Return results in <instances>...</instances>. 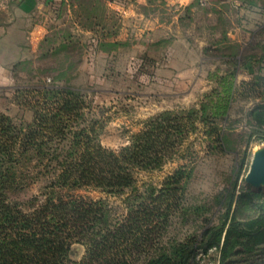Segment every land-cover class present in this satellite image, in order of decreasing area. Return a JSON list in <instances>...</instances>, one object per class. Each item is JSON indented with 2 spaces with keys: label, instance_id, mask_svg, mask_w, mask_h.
<instances>
[{
  "label": "trees",
  "instance_id": "1",
  "mask_svg": "<svg viewBox=\"0 0 264 264\" xmlns=\"http://www.w3.org/2000/svg\"><path fill=\"white\" fill-rule=\"evenodd\" d=\"M194 5H199L197 0L187 7ZM260 49L263 61L264 44ZM221 50L212 42L204 53ZM226 57L233 71L217 77L218 97L230 96L236 70L245 65L252 69V79L240 85L261 96L264 64L260 62L256 70L255 55L237 58L229 51ZM17 93L34 97L35 102L30 105L32 120L25 124L0 113V264H200L198 256L212 249L217 251L218 264H264V210L258 208L264 188L245 182L237 188L235 180L203 203L184 205L188 178L179 168L164 178L159 189L148 185L137 190V172L162 166L181 142L182 132L196 129V120L209 124L204 117L217 110L212 96L210 112L203 104L180 111L181 116L162 112L148 119L127 145L112 150L92 137L93 124L82 127L76 122L80 92L42 85ZM250 111L263 126L264 97ZM213 133V141L221 145L223 133ZM39 181L40 191L25 201L8 199V192ZM82 189L126 193L125 216H115L103 199L77 195ZM181 212L187 220L195 217L191 220H196V230L167 235L174 216ZM75 243L85 248L79 261L72 258Z\"/></svg>",
  "mask_w": 264,
  "mask_h": 264
},
{
  "label": "rangeland",
  "instance_id": "2",
  "mask_svg": "<svg viewBox=\"0 0 264 264\" xmlns=\"http://www.w3.org/2000/svg\"><path fill=\"white\" fill-rule=\"evenodd\" d=\"M77 2V9L70 8L72 13L85 21L84 17L93 18V14L105 8L103 0H71L61 2L55 6L54 14L59 18L53 20L47 27L45 39L38 46L36 56L24 59L13 66L11 72V86L0 88V113L12 118L16 124H25L32 120V108L34 97L17 93L25 88L54 86L64 87L80 92V115L76 122L82 127L93 124L92 137L105 148L118 149L129 143L132 135L139 133L148 119L156 117L162 112L170 111L181 116L182 110L193 107L199 108L201 104L208 107L210 96L217 105V110L205 116L206 124L196 120V129L183 131L179 138L181 142L172 150L171 156L157 169L152 171H139L135 174L137 178V190L144 191L146 186L159 189L164 178L174 173L175 170L183 168L185 177L188 178L186 189H184V205L200 204L209 196L225 189L237 181V188L243 184L244 176L249 168L250 160L254 150L264 146V125H258V119L252 117L251 107L263 99V89H259L261 96L251 93L240 83L250 81L252 75L246 77L237 68L234 78V90L228 98L218 97L220 85L216 82L220 75H228L231 70V62L228 63L226 55L229 51L235 52L237 58L247 55H255L253 59L257 70L262 67L264 60H260L261 44L258 47L237 42H230L231 49L227 50L230 43L226 39L228 30L233 27L243 29V25L252 27L264 14V0H239L238 4L230 0H208L203 6L181 7L173 5L168 0H145L140 8L144 15L153 14L160 20H177L184 35L191 44L202 40L204 48L210 47L212 42L222 47L221 52L204 53V79L208 81L202 92H188L170 89L158 92L151 86L152 70L149 61H138L130 65V68L117 70L118 74L103 72L96 64L94 73L86 72L83 68L85 56L89 47L88 41L92 34L101 37H112L119 32L117 20L121 18L115 11L106 14L108 23L106 30L100 32L99 27H92L85 22L81 25L82 35L74 27L72 20H67V4ZM114 2L113 0H111ZM134 0H118L125 4H132ZM92 2V4H90ZM109 2V0H107ZM94 3V4H93ZM107 9V8H106ZM246 9H248L246 11ZM103 11V12H104ZM264 19V15H263ZM67 20V21H66ZM94 22H97L94 20ZM257 35L264 37V22ZM78 24V23H77ZM83 24V25H82ZM98 24V23H97ZM91 33L84 38L83 32ZM258 31V30H257ZM59 34L60 37H59ZM62 37V39H61ZM217 42V43H216ZM219 42V43H218ZM254 42H252L253 44ZM256 43V42H255ZM109 49L112 46H107ZM243 62V61H242ZM261 62V63H260ZM264 77V70L261 71ZM230 76H228L229 80ZM215 93L212 94V90ZM263 96V97H262ZM179 113V114H178ZM201 120L202 115L198 116ZM208 117V118H207ZM215 118V119H212ZM215 130L223 133L221 145L213 141ZM211 133V134H210ZM246 183V182H245ZM42 181L22 190L8 192L11 201H25L30 196L37 194ZM247 184V183H246ZM264 188V186L262 187ZM77 195L91 199H103L112 213L122 219L126 214V196L109 194L100 189H82ZM260 205V206H259ZM258 208L264 210V199L258 203ZM219 209H221L219 207ZM213 213L209 211L208 214ZM217 221V216H213ZM191 216L186 219L181 212L174 216V223L168 228L167 235L186 234L195 231L197 222ZM167 237V236H166ZM164 238L163 241H165ZM84 246L75 243L72 246V258L79 261L84 255ZM200 264H218L217 251L210 250L207 255H199Z\"/></svg>",
  "mask_w": 264,
  "mask_h": 264
},
{
  "label": "crops",
  "instance_id": "3",
  "mask_svg": "<svg viewBox=\"0 0 264 264\" xmlns=\"http://www.w3.org/2000/svg\"><path fill=\"white\" fill-rule=\"evenodd\" d=\"M62 1L71 0H0V88L11 86L14 65L36 56L38 46L45 39L50 23L56 19L59 27V18L54 12L55 6ZM113 1L103 0L105 11H97L93 18L84 17L85 21L80 17L76 18L72 13L70 5L72 9H77L76 1L67 4V20H72L73 28L78 30L79 35H82L79 23L87 22L89 26H97L103 33L102 30H106L109 25L106 14L115 11L121 16L117 20L119 32L114 36L108 38L103 34L99 37L98 33L89 38V47L83 63L86 72L91 75L96 64L98 66L100 63L98 68L105 74L117 75V70L130 68L133 60L149 61V67L153 71L151 86L156 91L165 92L172 88L178 91L177 88H180L183 92H202L203 87L208 84L204 79V41L199 40L191 44L177 20L165 21L156 15L141 13L140 8L145 0H134L132 4L125 5L118 0ZM180 1V6L186 7L194 0ZM197 1L200 6L208 3V0ZM263 15L262 13V18L252 27L248 23V26L243 25V29L236 26L231 31L228 30V41L243 45L250 42L264 44V37L257 35L263 25L261 22H264ZM84 31L83 37L86 38L91 32ZM108 45L112 47L109 49ZM247 67L249 65L240 70L246 77L251 75L252 70Z\"/></svg>",
  "mask_w": 264,
  "mask_h": 264
},
{
  "label": "water",
  "instance_id": "4",
  "mask_svg": "<svg viewBox=\"0 0 264 264\" xmlns=\"http://www.w3.org/2000/svg\"><path fill=\"white\" fill-rule=\"evenodd\" d=\"M244 181L255 189L264 186V146L254 150Z\"/></svg>",
  "mask_w": 264,
  "mask_h": 264
},
{
  "label": "built area",
  "instance_id": "5",
  "mask_svg": "<svg viewBox=\"0 0 264 264\" xmlns=\"http://www.w3.org/2000/svg\"><path fill=\"white\" fill-rule=\"evenodd\" d=\"M230 1H232L235 4H238L239 3V0H230ZM168 2H170L173 5H178V6L181 5V1L180 0H176V1H170V0H168Z\"/></svg>",
  "mask_w": 264,
  "mask_h": 264
}]
</instances>
